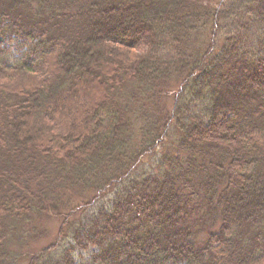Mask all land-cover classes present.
Returning a JSON list of instances; mask_svg holds the SVG:
<instances>
[{
  "label": "trees",
  "instance_id": "16d2710c",
  "mask_svg": "<svg viewBox=\"0 0 264 264\" xmlns=\"http://www.w3.org/2000/svg\"><path fill=\"white\" fill-rule=\"evenodd\" d=\"M0 37V264H264V0H0Z\"/></svg>",
  "mask_w": 264,
  "mask_h": 264
},
{
  "label": "rangeland",
  "instance_id": "374dc122",
  "mask_svg": "<svg viewBox=\"0 0 264 264\" xmlns=\"http://www.w3.org/2000/svg\"><path fill=\"white\" fill-rule=\"evenodd\" d=\"M19 43H20V41L17 38H15L14 42H13V47H12V52L15 53V54H18V51L20 49ZM4 45L7 46L8 43L6 42L5 39L0 37V47H3ZM46 227H47V229H50V232L52 233L54 231V229H55V224L53 222H51L49 225L47 224ZM47 238H44L40 242H44Z\"/></svg>",
  "mask_w": 264,
  "mask_h": 264
}]
</instances>
